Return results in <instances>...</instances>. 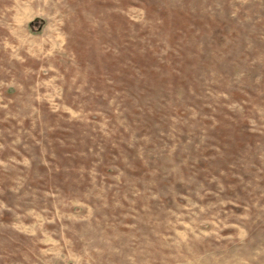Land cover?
I'll return each instance as SVG.
<instances>
[{"label":"rangeland","instance_id":"rangeland-1","mask_svg":"<svg viewBox=\"0 0 264 264\" xmlns=\"http://www.w3.org/2000/svg\"><path fill=\"white\" fill-rule=\"evenodd\" d=\"M0 264H264V0H0Z\"/></svg>","mask_w":264,"mask_h":264}]
</instances>
